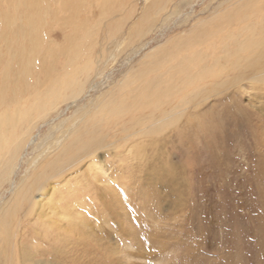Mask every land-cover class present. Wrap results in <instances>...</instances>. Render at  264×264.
Wrapping results in <instances>:
<instances>
[{
  "label": "rangeland",
  "instance_id": "obj_1",
  "mask_svg": "<svg viewBox=\"0 0 264 264\" xmlns=\"http://www.w3.org/2000/svg\"><path fill=\"white\" fill-rule=\"evenodd\" d=\"M37 1L0 264H264V0Z\"/></svg>",
  "mask_w": 264,
  "mask_h": 264
},
{
  "label": "bare ground",
  "instance_id": "obj_2",
  "mask_svg": "<svg viewBox=\"0 0 264 264\" xmlns=\"http://www.w3.org/2000/svg\"><path fill=\"white\" fill-rule=\"evenodd\" d=\"M38 4L39 2L37 0H4V2L0 1V22H2L3 25V29L0 32V36L3 37V40L6 42V45L8 47H12V45L14 47L15 43H21L22 45L25 44V50L30 52L29 54H31V56H35L34 55L35 49L38 48V46L35 47L36 41L34 40V38L36 35V31L38 30V23L40 22L41 18H43V16L40 17L39 15L37 9ZM42 8H44L43 5ZM18 20L21 21V24L17 27L16 30H14V35H13L14 37H13L10 35L11 29L14 22ZM26 38L31 40L33 38V41L30 44H26L24 43V40L25 42H27ZM17 49H19V47ZM20 62L21 61H19V64ZM0 63H2L1 58H0ZM30 64H31V59H30ZM28 69L29 68L27 67L25 71L26 70L28 71ZM4 75L5 78L7 79L9 78L10 76L9 67H5ZM11 93H12L10 95L11 97L10 96L6 97L4 96L2 90V93L0 95V169L1 171L2 170L4 171V169H8V168L13 170L14 167L13 160H15L16 156L20 153V151L24 150L25 148H27L28 145L32 144L35 141V136H36L35 134H33L32 136L31 134H28V131L31 129L30 126L27 127L28 125L27 126L25 125L28 129L25 128L27 130L24 129V131H22L24 127H23V123L21 122L23 119L26 120L25 117L27 116L25 115L20 116L17 111L18 108L17 106L19 103L18 100L19 99L23 100V99L17 95L16 89L14 87L13 89H11ZM12 98L13 100H15L14 104L9 103L10 101H12ZM37 109L40 110L39 108ZM26 134L28 135L25 136ZM6 157H7V161H4ZM2 164L4 166H2ZM8 171L11 172L10 170ZM46 263L43 262L41 264H46Z\"/></svg>",
  "mask_w": 264,
  "mask_h": 264
}]
</instances>
